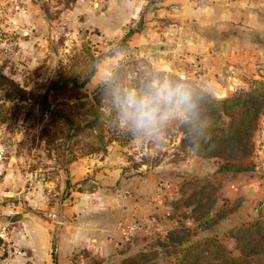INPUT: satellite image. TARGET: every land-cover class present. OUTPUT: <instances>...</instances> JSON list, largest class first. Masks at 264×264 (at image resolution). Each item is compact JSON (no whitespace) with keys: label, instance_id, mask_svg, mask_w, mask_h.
Here are the masks:
<instances>
[{"label":"rangeland","instance_id":"1","mask_svg":"<svg viewBox=\"0 0 264 264\" xmlns=\"http://www.w3.org/2000/svg\"><path fill=\"white\" fill-rule=\"evenodd\" d=\"M155 1L0 0V159L10 160L16 171L26 170L25 182L33 185L38 176L53 178L62 182L63 192L72 185L69 178L64 180V171L76 158L120 167L123 175L142 173L155 164V172L162 176H185V183L174 191L182 195L178 202L188 195L191 200L199 199L201 205L210 202L212 211L219 210V215L223 212L209 222V228L203 223L196 226L191 220L185 223L197 234L214 232L227 251L236 255L238 248L226 228L256 220L264 232V196L254 203H246L243 193L234 199L227 197L228 191L243 189L247 173L264 176L259 163L261 158L264 161V113L252 133V150L241 160L240 167L244 168L217 170L219 160L195 154L191 139L183 136L179 123L184 114L175 96L170 118L150 132L137 131L131 121H122V102L129 91L141 96L153 85L169 84L168 74L184 80H172L174 90L189 85L215 97L229 96L247 89L252 79L264 76V57L255 59L257 74L241 73V80L227 87L226 93L219 87L209 90L205 82L193 79L196 70H184L190 60L184 59L178 48L172 45L161 51L167 46L165 38L156 30L151 32L150 19L145 18ZM153 19L157 29L166 23L164 18ZM92 64L91 76L81 86L73 87ZM60 76L66 78V86L47 91L46 100L51 110L69 118L66 122L62 115L58 117L38 105L48 82ZM183 163L190 167L182 169ZM29 171L35 172L34 178L29 177ZM169 190L163 193L166 200L171 199ZM233 210L236 213L231 217ZM226 214L229 219L220 220ZM11 221L0 223V231H4L0 234V264H35L25 259ZM50 252L53 256V246ZM96 258L91 256L90 264H96ZM152 261L175 262L163 253L154 255Z\"/></svg>","mask_w":264,"mask_h":264},{"label":"crops","instance_id":"2","mask_svg":"<svg viewBox=\"0 0 264 264\" xmlns=\"http://www.w3.org/2000/svg\"><path fill=\"white\" fill-rule=\"evenodd\" d=\"M154 5L145 13L148 29L165 38L167 46L161 51L173 45L184 59L195 60L184 70H196V82L226 93L241 80V73H255V59L264 57V0H156ZM153 18L166 23L157 29ZM259 163L264 168L262 158ZM155 167L123 175L117 166L72 159L64 171V180L69 178L72 185L63 192L62 182L53 178L38 176L33 185L25 182L26 170L16 171L10 160L0 159V223L18 216L10 227L25 259L35 264H90L91 256L116 262L176 222L163 193L170 188L167 196L172 197L185 176H162ZM180 167L188 169L190 164ZM28 174L35 176L34 171ZM243 183L239 192L228 191V199L243 193L246 203H254L264 196V176L247 173ZM227 219L226 214L220 220ZM120 224L126 229L124 236Z\"/></svg>","mask_w":264,"mask_h":264},{"label":"trees","instance_id":"3","mask_svg":"<svg viewBox=\"0 0 264 264\" xmlns=\"http://www.w3.org/2000/svg\"><path fill=\"white\" fill-rule=\"evenodd\" d=\"M130 31L131 29L121 38L126 37ZM92 73L93 64L78 84L72 86H81ZM167 78L172 89L174 88L172 80L184 82L174 74H168ZM65 86L66 78L61 76L49 81L39 96L38 105L58 117L62 115L66 122L69 118L59 114L62 112L51 110L46 100L47 91L53 89L59 91ZM179 88L180 91L175 97L184 114L179 123L180 130L184 137L191 139L192 151L202 157L218 159L217 170L244 168L240 167L241 160L252 150V133L259 116L264 113V76L252 79L251 86L247 89H239L223 97L212 96L203 89L191 88L189 85ZM197 147L199 148L196 150ZM179 197H182L180 191L165 201L169 215L174 217L176 222L166 227L163 234L150 238L133 252L124 253L116 262H99L101 260L96 258V264H154L152 257L160 253L170 256V259L175 261L174 264H264V232L256 220L235 224L225 229L238 248V253L232 255L214 232L197 234L193 227L185 223L187 219L196 223V226L203 223L209 228L212 225L209 222L218 219L223 212L219 215V210L212 211L210 202L201 205L199 199L191 200L188 195L178 202ZM124 251L125 249H120L121 253ZM208 255L210 257H207Z\"/></svg>","mask_w":264,"mask_h":264},{"label":"clouds","instance_id":"4","mask_svg":"<svg viewBox=\"0 0 264 264\" xmlns=\"http://www.w3.org/2000/svg\"><path fill=\"white\" fill-rule=\"evenodd\" d=\"M179 91V86L174 90L165 83L153 85L141 96H137L135 91L127 92L122 102V121H131L137 131L150 132L157 127L158 123H163L170 118L172 115L170 105L173 96Z\"/></svg>","mask_w":264,"mask_h":264},{"label":"built area","instance_id":"5","mask_svg":"<svg viewBox=\"0 0 264 264\" xmlns=\"http://www.w3.org/2000/svg\"><path fill=\"white\" fill-rule=\"evenodd\" d=\"M120 226V230L122 231V236H124L126 234V229L124 228V226H122L121 224L119 225ZM118 226V227H119ZM2 231H0V234H2L4 231H3V228H1Z\"/></svg>","mask_w":264,"mask_h":264},{"label":"water","instance_id":"6","mask_svg":"<svg viewBox=\"0 0 264 264\" xmlns=\"http://www.w3.org/2000/svg\"><path fill=\"white\" fill-rule=\"evenodd\" d=\"M17 218H18L17 215H13V217H12L13 220H15V219H17Z\"/></svg>","mask_w":264,"mask_h":264}]
</instances>
